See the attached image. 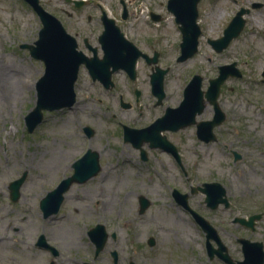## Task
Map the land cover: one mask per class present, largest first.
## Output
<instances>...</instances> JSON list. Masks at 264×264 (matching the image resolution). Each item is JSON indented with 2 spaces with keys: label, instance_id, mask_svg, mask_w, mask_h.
<instances>
[{
  "label": "rangeland",
  "instance_id": "rangeland-1",
  "mask_svg": "<svg viewBox=\"0 0 264 264\" xmlns=\"http://www.w3.org/2000/svg\"><path fill=\"white\" fill-rule=\"evenodd\" d=\"M39 1L69 31L74 27L100 25L94 20L99 13L95 7L97 3L108 14L118 15L122 11L120 0H87L77 9L66 0ZM123 1L129 11V21L125 25L130 39L154 40L159 44L156 48L162 50L158 64L162 68L168 67L163 81L165 97L162 104H154L151 66L142 58L137 60L134 81L119 69L112 73L114 86L108 89L99 81L93 82L81 67L75 83V104L44 111L43 120L28 132L24 117L35 104V82L42 75L44 65L21 45L32 44L37 39L41 22L24 0H0V76L8 73L13 86L12 90L5 88L0 92V264H83L85 261L114 264L110 255L112 251H116L120 258L117 264H128L130 259L139 261L148 250L146 241L149 236H163L165 244L169 241V249L178 253L194 248L195 241L191 240L197 238L194 222L188 211L172 196L174 189L180 192L187 190V182L179 167L170 155L158 148H149L147 143L141 145L147 158L141 157L139 148L124 141L122 124L137 128L148 125L163 114L166 106L178 105L183 88L194 73L203 77L202 88L205 89L218 64L236 61L237 67L251 72V79H258L260 66L256 58L264 55V43L249 28L253 21L251 17L247 28L225 49L221 52L213 50L206 38L222 35L220 27L230 19L237 5L232 0H200L198 9L204 29L199 37L198 50L191 58L178 62L180 34L170 15L165 13L156 22L148 17L150 9L163 12V0ZM87 13L93 17L90 21ZM248 42H255L254 50H248ZM138 47L146 50L141 43ZM243 58L250 59V67L243 64ZM245 82L246 76L241 80H229L225 92L230 93L229 99H233L230 108L247 117L246 122L251 123L236 129L241 138L258 132V109L263 102L260 84L252 81L253 85L248 87ZM134 88L140 90L137 102ZM235 88L241 91L236 93ZM120 96L132 107H121ZM242 107H245V112L240 111ZM86 125L93 130L90 136L84 131ZM162 133L179 145L184 154L182 161L192 175L191 183L200 177H209L206 171H198L199 178L194 176L198 170V157L194 151L198 146L191 127ZM241 138L235 140V144L242 146L244 141ZM87 148L98 152L99 173L83 183H73L65 193L58 213L44 218L39 207L40 199L61 178L72 173V163ZM249 152L258 160L264 157L259 145H250ZM231 166L220 168L215 175L224 179L227 186H230L228 180L234 186L245 185L236 172L241 167L242 173L247 174L248 184L253 183L250 165L241 161L236 169ZM22 172L26 174L19 189L20 195L12 201L9 183ZM140 195L150 202L143 213L138 211ZM199 198L198 193L190 194L189 204L193 209L197 208ZM217 213L218 217L226 215L221 210ZM96 223L103 224L108 233L115 232L116 238H108L102 254L95 261L94 245L87 232ZM41 233L57 248L58 255L52 256L46 247L36 246ZM185 241H189L191 247L186 248Z\"/></svg>",
  "mask_w": 264,
  "mask_h": 264
},
{
  "label": "flooded vegetation",
  "instance_id": "flooded-vegetation-1",
  "mask_svg": "<svg viewBox=\"0 0 264 264\" xmlns=\"http://www.w3.org/2000/svg\"><path fill=\"white\" fill-rule=\"evenodd\" d=\"M120 1L122 11L118 15L108 14L100 3H97L95 7H97L99 13L95 15L94 20H97L100 25L74 27L72 31H67L74 36L77 48L84 53L87 60L94 61L103 58L104 49L101 45L100 36L105 29L104 21H106V19H111L114 26L118 27L124 38L132 42L142 51L144 55H141L138 59H144V61L151 66L152 71L155 68V64H158L159 58L162 56V50L156 48V45L159 44L154 40L149 41L146 38L139 39L137 37H132V39H130L125 25L126 21H129L127 20L129 17L128 7L123 0ZM164 1L165 0L162 1L163 12L150 9L148 17L150 21L156 22L160 21L165 13H168L172 19L174 27L180 34V47L182 40V23L177 20L175 11L170 8V0ZM232 1L237 7L232 11L230 19L221 25V32L223 33L232 19L241 13L240 17L243 19V28L241 31L247 28L248 23H250V18L253 17V21L250 23L249 28H252L264 43V0ZM69 2H72L75 9H77L74 1L70 0ZM86 2L87 0H84L83 4ZM200 2L201 1L199 0L197 3L195 24L200 30L201 36L204 28L202 27L200 20L201 11L198 9ZM179 12L183 15L187 13L185 10ZM68 15L71 16L72 13H68ZM92 18V15L87 13L88 21ZM216 27H218V25H216ZM134 33V35H136V32ZM200 36H198V44ZM210 39L214 38H206V41L212 47V44L209 42ZM138 41L144 45V48H146L145 51L142 50L143 48L141 49L138 47ZM262 45L264 46V44ZM248 46V50H254L253 47L255 46V42H248ZM212 49L215 50L213 47ZM155 55L157 59L156 63H149L148 60H152ZM207 60L211 61L210 58H207ZM241 60L244 65H250V59L243 58ZM256 60L260 66L258 79L256 77L251 79V72L247 71V69L237 67L236 61H233L235 62L236 67L240 70L241 75L228 76L221 83L215 103L213 100H209L204 93V104L202 107L200 106L201 108H197L194 117L195 121L178 129L182 130L187 127L193 129L194 140L198 146V149L194 151L198 157L196 165L198 170L194 176L195 178H199L198 171H206L209 173V177H200L199 180L191 183L190 180L192 175H190V171L186 169V166L182 161L184 154H182L179 145L170 141L176 148L178 159L170 150L159 148L173 158L174 162L179 167L183 178L187 182V190L184 192L179 191L180 195H185V204L181 201L179 202L176 199L175 200L181 207L188 211L194 222V226L197 230V238L194 239L193 237L191 240L195 241L196 247L194 245L193 249L178 253L176 250L169 249V241L167 240V243L165 244V241L162 239L163 236L160 238L158 237L159 239L154 236H149L146 241L148 250L144 252V255L140 256L139 261L130 259L128 260V264H264V157L258 160L253 153L249 152L250 145L252 147L259 145L260 153L264 156V55L262 54L260 57H257ZM224 64L228 63L215 65L216 70L214 77L219 75L220 66ZM81 67L84 68L83 66ZM243 76H246L245 83L248 87L253 85L252 81L254 84H260L263 102L260 103L261 109H258L260 117L256 127L258 132L241 138L239 133L236 132V129L241 126L246 127L251 123L246 122L248 120L247 117L241 116L230 108L229 104L233 103V99H229L230 93L225 92L228 89L227 82L229 80H241V77ZM207 87L205 89L202 88V90L205 92ZM136 91H138V94ZM239 91L241 90L235 88L236 93ZM133 92L135 94V101L137 102L140 90L134 88ZM245 98L250 101L249 98L244 96V99ZM181 100L178 104L181 103ZM119 102L121 106V96L119 97ZM125 102L132 107L130 102ZM168 107L170 106H166L164 111ZM240 111L245 112V107H242ZM233 119H236V122H234ZM240 138L244 141L242 146L235 144V140L237 141ZM219 158L227 160L226 163L220 161ZM241 161L247 163L251 167L252 184H248L247 174H243V169L237 166V163ZM254 162H258L257 165L253 164ZM230 166L234 169L238 167L236 172L240 176L241 181L246 183L245 185L234 186L233 182L228 180L230 186H227L224 179H220L215 175V173L219 172L220 168L224 169ZM208 190L212 191L211 200L207 199ZM194 193L200 195L196 209H193L189 204L190 194ZM203 210H205V212H203ZM219 210L226 215L218 217L217 212ZM184 245L186 248L191 247L189 241H185ZM100 253L102 254V250L97 254L93 253V260L96 261V259L100 257ZM110 255L112 256L111 253ZM112 261L114 264H117L120 261L118 254L116 261H114L113 257ZM87 263L89 262L85 261L83 264Z\"/></svg>",
  "mask_w": 264,
  "mask_h": 264
},
{
  "label": "water",
  "instance_id": "water-1",
  "mask_svg": "<svg viewBox=\"0 0 264 264\" xmlns=\"http://www.w3.org/2000/svg\"><path fill=\"white\" fill-rule=\"evenodd\" d=\"M38 14L42 27L38 32V38L33 44H22L27 47L30 55L41 59L44 63V72L36 81V101L33 108L25 116V124L28 132H32L43 120L44 110H55L62 107L71 106L76 99L74 83L77 78L78 68L83 61L82 54L76 50L74 38L68 34L62 23L50 12L45 10L39 0H25ZM199 0H170V8L175 11L177 20L182 23V41L180 43V55L177 61H183L192 56L197 51L198 36L200 30L195 24L197 16V3ZM77 5L81 1H76ZM181 10L187 13L183 15ZM241 13L235 16L228 24L221 37L210 39L212 47L216 51L224 49L229 42L236 37L243 27ZM105 29L100 36V41L104 49L103 58L87 61L93 79L100 80L108 88L113 86L111 75L119 68H123L131 79L136 78V60L144 55L132 42L126 40L117 26H114L111 19L104 21ZM156 55L149 63H156ZM168 69L155 66L150 74L151 91L157 97L156 104L162 102L165 95L163 88L164 74ZM240 72L235 67V62L220 66L219 75L209 79V85L204 92L201 89L202 77L194 74L184 88L183 99L179 106L166 108L163 115L156 118L150 125L143 128H133L123 125L124 140L131 141L134 147L141 148L144 142H148L149 147H160L170 150L178 159L176 148L164 134V130H178L195 121V113L198 107L203 106V94L209 100L216 102L221 83L228 76H239ZM138 94V91H136ZM121 106L124 108L130 105L121 99ZM200 107V108H201ZM86 133L91 135L93 130L86 126ZM141 156L146 157V153L141 149ZM73 173L63 178L52 190L41 198L39 206L44 217L57 213L64 199V193L74 182L83 183L96 175L101 166L98 152L88 149L80 158L73 163ZM26 172L9 183L10 199L17 200L20 195V186L25 178ZM177 201L185 204V195H180L174 190ZM208 200L212 198V191L208 190ZM182 197V200H181ZM139 213H143L149 205V200L143 195L139 196ZM90 240L95 246V254L104 248L108 233L105 226L97 223L88 230ZM115 233L111 237L115 238ZM37 245L44 246L52 250L54 255L58 254L57 249L46 242L44 234H40ZM113 259L116 261V251H112Z\"/></svg>",
  "mask_w": 264,
  "mask_h": 264
},
{
  "label": "bare ground",
  "instance_id": "bare-ground-1",
  "mask_svg": "<svg viewBox=\"0 0 264 264\" xmlns=\"http://www.w3.org/2000/svg\"><path fill=\"white\" fill-rule=\"evenodd\" d=\"M7 86V87H6ZM12 83L10 81V75L5 73V76H0V92L4 91L6 88L7 90H12ZM127 197V195H126Z\"/></svg>",
  "mask_w": 264,
  "mask_h": 264
}]
</instances>
